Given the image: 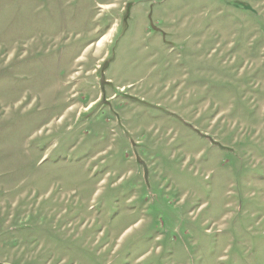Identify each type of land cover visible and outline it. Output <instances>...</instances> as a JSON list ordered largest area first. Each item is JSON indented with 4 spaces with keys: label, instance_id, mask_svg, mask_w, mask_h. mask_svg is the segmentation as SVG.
<instances>
[{
    "label": "rangeland",
    "instance_id": "obj_1",
    "mask_svg": "<svg viewBox=\"0 0 264 264\" xmlns=\"http://www.w3.org/2000/svg\"><path fill=\"white\" fill-rule=\"evenodd\" d=\"M0 264H264V0H0Z\"/></svg>",
    "mask_w": 264,
    "mask_h": 264
}]
</instances>
